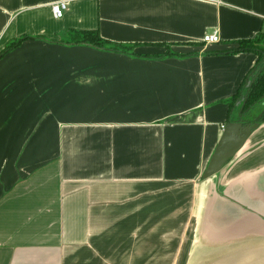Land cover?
<instances>
[{
    "label": "crops",
    "instance_id": "crops-1",
    "mask_svg": "<svg viewBox=\"0 0 264 264\" xmlns=\"http://www.w3.org/2000/svg\"><path fill=\"white\" fill-rule=\"evenodd\" d=\"M260 32L264 0H0V51L27 37L0 58V264H264V121L202 177Z\"/></svg>",
    "mask_w": 264,
    "mask_h": 264
},
{
    "label": "trees",
    "instance_id": "trees-1",
    "mask_svg": "<svg viewBox=\"0 0 264 264\" xmlns=\"http://www.w3.org/2000/svg\"><path fill=\"white\" fill-rule=\"evenodd\" d=\"M24 38L27 37H20L6 44L0 51V58L5 53L15 49ZM52 41L65 46L85 45L100 50L120 53H132L134 48L132 44L116 43L104 39L96 30H70L65 38L53 39ZM234 51H250L257 56L254 66L250 69L244 82L233 96L234 100H240L241 113H246L253 109L256 104L264 101V32L258 33L256 37L252 39L240 40L238 42V47ZM167 53L168 55H172V52L169 50ZM242 120L246 123L263 122L264 107L262 104L257 113L250 114L246 119Z\"/></svg>",
    "mask_w": 264,
    "mask_h": 264
},
{
    "label": "water",
    "instance_id": "water-1",
    "mask_svg": "<svg viewBox=\"0 0 264 264\" xmlns=\"http://www.w3.org/2000/svg\"><path fill=\"white\" fill-rule=\"evenodd\" d=\"M258 127V123H246L243 120L230 121L222 130L221 136L203 171L204 179L218 173L242 147L250 133Z\"/></svg>",
    "mask_w": 264,
    "mask_h": 264
},
{
    "label": "built area",
    "instance_id": "built-area-1",
    "mask_svg": "<svg viewBox=\"0 0 264 264\" xmlns=\"http://www.w3.org/2000/svg\"><path fill=\"white\" fill-rule=\"evenodd\" d=\"M67 9H68V2L67 1H59V2L51 4L52 14L55 18L62 17L63 13ZM219 40H220L219 36L215 31H213L211 33H206L202 37V41L206 44L217 43ZM220 128L223 130L224 125H221Z\"/></svg>",
    "mask_w": 264,
    "mask_h": 264
},
{
    "label": "rangeland",
    "instance_id": "rangeland-1",
    "mask_svg": "<svg viewBox=\"0 0 264 264\" xmlns=\"http://www.w3.org/2000/svg\"><path fill=\"white\" fill-rule=\"evenodd\" d=\"M262 103H263V102H260V103L256 104L255 107H254L253 109L249 110L248 112H246V113L243 115V118L246 119V118L248 117V115L253 114V113H257V112L259 111V109H260Z\"/></svg>",
    "mask_w": 264,
    "mask_h": 264
}]
</instances>
